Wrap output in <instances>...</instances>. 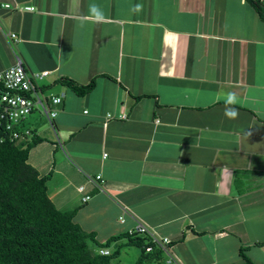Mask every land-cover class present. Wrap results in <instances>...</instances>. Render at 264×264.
<instances>
[{
	"label": "crops",
	"instance_id": "crops-1",
	"mask_svg": "<svg viewBox=\"0 0 264 264\" xmlns=\"http://www.w3.org/2000/svg\"><path fill=\"white\" fill-rule=\"evenodd\" d=\"M16 57L49 71L56 109L22 121L28 161L58 208L117 235L112 264L138 257L121 236L138 222L166 241L161 264H264V21L248 0H0V70Z\"/></svg>",
	"mask_w": 264,
	"mask_h": 264
},
{
	"label": "trees",
	"instance_id": "trees-1",
	"mask_svg": "<svg viewBox=\"0 0 264 264\" xmlns=\"http://www.w3.org/2000/svg\"><path fill=\"white\" fill-rule=\"evenodd\" d=\"M248 1L264 21V0ZM61 81L78 94L94 84L93 79L85 84L69 77ZM38 139L13 138L7 129H0V264H110L116 251L107 246L117 235L99 242L94 231L74 220V208L60 209L53 203L47 176L40 175L28 161L29 148ZM140 234L121 235L140 248L131 264H161L163 249L151 244L146 250L145 237ZM99 248L109 252L100 253Z\"/></svg>",
	"mask_w": 264,
	"mask_h": 264
},
{
	"label": "built area",
	"instance_id": "built-area-1",
	"mask_svg": "<svg viewBox=\"0 0 264 264\" xmlns=\"http://www.w3.org/2000/svg\"><path fill=\"white\" fill-rule=\"evenodd\" d=\"M2 6H9L8 3H2ZM25 9L33 8L30 5H25ZM11 36H16L14 32L10 33ZM48 70L33 71L29 73L23 65L21 59L16 57L13 65L0 70V129L2 131L8 130L9 135L13 138H24L32 135V130L23 125L24 118L34 109L36 104L40 107L52 123V118L56 114V109L48 107L40 96V87L37 81L48 74ZM51 101L57 104L61 101L60 95H52ZM108 116H113L108 113ZM119 117H126L125 113L118 115ZM101 175H95V180ZM83 187L80 186L81 190ZM89 196L85 195L83 200ZM135 232L147 234L150 241L156 243L158 246L167 249L166 241L155 235L145 224L138 222L135 226ZM151 244L146 245V250L151 249ZM100 253H108L107 248H99Z\"/></svg>",
	"mask_w": 264,
	"mask_h": 264
},
{
	"label": "rangeland",
	"instance_id": "rangeland-1",
	"mask_svg": "<svg viewBox=\"0 0 264 264\" xmlns=\"http://www.w3.org/2000/svg\"><path fill=\"white\" fill-rule=\"evenodd\" d=\"M37 105H38V104H37ZM37 105H36V106H37ZM36 111H37V112L39 111V110H38V107H37ZM28 115H29V114H28ZM28 115H27V116H28ZM44 120H45V119H44ZM44 120H43L42 122L46 124L47 121H46V120L44 121ZM39 124H40V123H39ZM128 247H131V249H132L133 252H138V251H139V246H137L136 244H131V245L128 246ZM129 258H130V255H128V256L126 257L125 260L123 259L122 262H123V263L125 262L124 264H126V262L129 260ZM110 264H112V261L110 262ZM127 264H128V263H127Z\"/></svg>",
	"mask_w": 264,
	"mask_h": 264
},
{
	"label": "clouds",
	"instance_id": "clouds-1",
	"mask_svg": "<svg viewBox=\"0 0 264 264\" xmlns=\"http://www.w3.org/2000/svg\"><path fill=\"white\" fill-rule=\"evenodd\" d=\"M228 102H229V103H233V102H235V98H234V96L230 95V96H229V101H228ZM228 115L234 117V116L236 115V113H235L234 111H232V112H229Z\"/></svg>",
	"mask_w": 264,
	"mask_h": 264
}]
</instances>
